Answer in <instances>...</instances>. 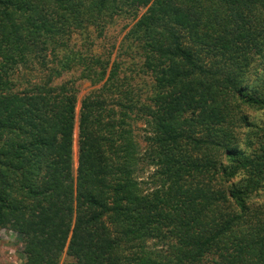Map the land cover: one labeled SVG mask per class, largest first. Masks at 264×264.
I'll use <instances>...</instances> for the list:
<instances>
[{
    "label": "trees",
    "instance_id": "1",
    "mask_svg": "<svg viewBox=\"0 0 264 264\" xmlns=\"http://www.w3.org/2000/svg\"><path fill=\"white\" fill-rule=\"evenodd\" d=\"M149 6L126 39L139 58L110 69L92 29ZM30 60L51 66L35 82ZM242 108L264 110V0H0V236L24 264H264V131L233 148Z\"/></svg>",
    "mask_w": 264,
    "mask_h": 264
},
{
    "label": "rangeland",
    "instance_id": "2",
    "mask_svg": "<svg viewBox=\"0 0 264 264\" xmlns=\"http://www.w3.org/2000/svg\"><path fill=\"white\" fill-rule=\"evenodd\" d=\"M150 8L151 6L147 8H139L137 9V11L134 10L128 16L121 18L119 21H116L115 24L108 30L99 32L95 28L92 29L94 37V49L96 53L103 54V59H110V69H112V66L115 63L126 64L132 61L134 56L139 58L137 52L132 51L131 49L129 50L131 51L130 55L126 53V46L127 43H129V41L126 39L128 38V32L130 31V29L134 26V24L138 21L139 18H141L147 13ZM183 36L185 45L188 48L195 49L197 51L196 47L192 45V41L188 37V35L185 33ZM79 40V34L74 33L72 34L68 43H80ZM198 54L202 59L209 61L210 58L208 57L207 53L200 52ZM49 61L51 62L50 59ZM26 67L27 68H25L24 66H19V68H17L16 70L18 71L17 75L19 76V78L22 77L25 82H35L33 79H40L43 76V68L50 69L51 66L50 63L49 66L46 67L42 65L39 61L30 60L27 62ZM254 73H257L255 74V76H259L261 74V70L255 71ZM255 79V77H251L250 82H253L255 86H258V84L254 82ZM152 86L153 80L150 76L148 77L147 75L143 76V74H140L135 80V87H138L141 90V94H143L144 97L146 95H149L148 90L152 89ZM93 89L95 88H93L90 83H85L80 88L79 102L77 104L76 109L77 125L74 137V161L76 166L78 161L79 144L78 116L81 109V100L87 93H89ZM260 89L262 88L260 87ZM238 112L239 120L241 119V121L238 123L239 132L237 134L233 148L243 152L244 154L251 155L257 147V142L264 131V110L242 108ZM244 119H246V122H243ZM134 123V128L136 131L135 134L144 151L147 146V139L150 137V129L148 125H146L147 123L142 119ZM199 135L201 136L203 134ZM140 171V176L143 178V181H145L144 189L150 190L152 186H150L149 177L153 173V167L150 166L148 162H144L141 164ZM243 177L244 175L238 176L234 180V182L241 180ZM233 183H227V185H225L226 188L230 187ZM226 188L225 191H228ZM254 205L255 206H253V208L255 209H263L264 198H259L258 200H256ZM162 246L161 248H163ZM163 249H165V247ZM24 260L25 259L22 254L21 241L19 240V238H17L15 234L9 231H2L0 236V264H24ZM65 260L66 254L63 256V261Z\"/></svg>",
    "mask_w": 264,
    "mask_h": 264
}]
</instances>
